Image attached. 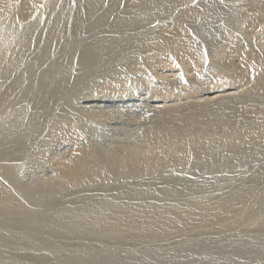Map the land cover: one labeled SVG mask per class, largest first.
<instances>
[{
    "label": "bare ground",
    "instance_id": "bare-ground-1",
    "mask_svg": "<svg viewBox=\"0 0 264 264\" xmlns=\"http://www.w3.org/2000/svg\"><path fill=\"white\" fill-rule=\"evenodd\" d=\"M2 227L32 264H264V0H0Z\"/></svg>",
    "mask_w": 264,
    "mask_h": 264
},
{
    "label": "rangeland",
    "instance_id": "rangeland-1",
    "mask_svg": "<svg viewBox=\"0 0 264 264\" xmlns=\"http://www.w3.org/2000/svg\"><path fill=\"white\" fill-rule=\"evenodd\" d=\"M249 6V5H247ZM260 11V9H257L256 13H251L249 12L250 15H256L258 12ZM39 182V181H38ZM22 193L25 192L24 190H22ZM36 192V196L39 197V195L41 194V189H35ZM27 196V195H25ZM41 198L39 199H42V197H45L43 194L40 195ZM85 199L84 198H80V199H76V200H72V201H63V202H55L53 203V205L50 204V199L44 201L41 203V206L39 207L40 210L32 215V216H29L31 217L32 219V223L36 222V221H42L44 220L45 218L49 217V213L52 211V215H50L52 218L53 217H64L65 220L68 219L67 216H70V219L71 217L73 216L74 213H72V209H75V208H79L83 205V201ZM55 210V211H53ZM240 220H243V221H240ZM240 221V222H239ZM235 222H238V223H246V218H237ZM64 223H67L64 221ZM69 224V223H68ZM68 226V225H66ZM11 232H10V231ZM14 231L11 230V229H8L6 227H2V230L0 232V243H1V239H4V237L7 235V234H10V233H13ZM62 233H60V231L58 233H46L45 236H47V238L49 239L51 236H52V241L49 240L50 242L48 243L47 246L49 247H52L54 246L55 244L57 246L61 245V246H64V247H71V248H75V247H72V246H69V245H66L62 242H60L58 240V237L59 235H61ZM75 236V239L79 236V235H74ZM88 238V236H85L84 239ZM159 237L158 238H150L148 239L147 241H144L143 244H137L135 242H131V243H127L126 245H123L124 248H119V249H106V248H102L101 250H94V253H95V256H98L100 258H104L103 256V253L104 252H111L112 250H118V251H126L128 254H132L131 251L133 253H136V252H139L140 249H144L143 246L145 245H152V244H155L156 242H159L158 241ZM5 240V243L2 244L4 247H7L8 249L4 248L2 250H0V257L4 255L7 256L8 259H6L5 262H3L2 264H14V263H20V264H32V262L28 259H26L24 256L25 255H30V254H34V253H38V252H35V251H40V250H29V251H25L26 249H23V248H26L25 245H16L18 246L19 249L15 250L14 248H12L11 246L16 243L17 239L16 240H12V241H9L8 239H4ZM75 241V240H74ZM10 242V243H8ZM73 242V241H72ZM135 245H138V246H135ZM78 249H81V250H73L74 253L76 252H83L85 251V248L84 246L81 247V248H78ZM137 249V250H136ZM198 250V249H196ZM34 251V253H28V252H32ZM56 252H60V253H63V252H66V251H63V250H56L55 252H53L52 254V259H59V256L65 258L67 257L68 255L67 254H57ZM4 254V255H3ZM135 256V259H136V255L134 254ZM5 258V257H4ZM41 258H39L40 260ZM96 259V258H95ZM12 260H15L16 262L12 261ZM112 261V259H110ZM109 261V260H108ZM107 261V262H108ZM113 262V261H112ZM99 263V262H98ZM52 264V260H51V263ZM63 264V263H62ZM78 264H85V261L83 262H79ZM92 264H96L95 262H92ZM127 264V263H125Z\"/></svg>",
    "mask_w": 264,
    "mask_h": 264
}]
</instances>
